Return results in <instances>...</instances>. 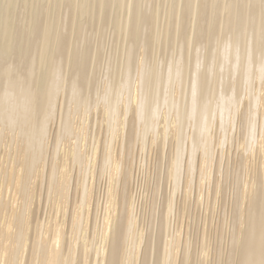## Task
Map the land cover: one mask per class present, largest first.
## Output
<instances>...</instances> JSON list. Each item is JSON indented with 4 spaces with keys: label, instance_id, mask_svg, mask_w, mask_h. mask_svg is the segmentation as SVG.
<instances>
[{
    "label": "bare ground",
    "instance_id": "6f19581e",
    "mask_svg": "<svg viewBox=\"0 0 264 264\" xmlns=\"http://www.w3.org/2000/svg\"><path fill=\"white\" fill-rule=\"evenodd\" d=\"M77 217L87 264H264V0H0V264Z\"/></svg>",
    "mask_w": 264,
    "mask_h": 264
},
{
    "label": "clouds",
    "instance_id": "9594fccd",
    "mask_svg": "<svg viewBox=\"0 0 264 264\" xmlns=\"http://www.w3.org/2000/svg\"><path fill=\"white\" fill-rule=\"evenodd\" d=\"M109 223V218H105V226L104 229L97 233L93 239L89 240L87 237V224L85 222L84 230L81 232L79 230V217H77L76 222L73 225V232H72V247L69 249V256L64 257L63 260H59V251L53 254L52 258L47 261V264H75L74 257H75V245L77 241H82L84 245V252H85V264H87V254L88 252L95 247L97 254L103 252L105 247V241L108 238L107 227ZM72 257V259H69ZM40 264H44V262H40Z\"/></svg>",
    "mask_w": 264,
    "mask_h": 264
},
{
    "label": "rangeland",
    "instance_id": "374dc122",
    "mask_svg": "<svg viewBox=\"0 0 264 264\" xmlns=\"http://www.w3.org/2000/svg\"><path fill=\"white\" fill-rule=\"evenodd\" d=\"M103 188H104V187H103ZM103 188H102V189H103Z\"/></svg>",
    "mask_w": 264,
    "mask_h": 264
}]
</instances>
